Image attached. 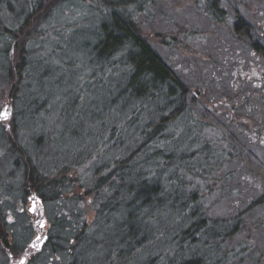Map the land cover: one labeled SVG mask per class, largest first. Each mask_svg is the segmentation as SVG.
Here are the masks:
<instances>
[{"label": "rangeland", "instance_id": "rangeland-1", "mask_svg": "<svg viewBox=\"0 0 264 264\" xmlns=\"http://www.w3.org/2000/svg\"><path fill=\"white\" fill-rule=\"evenodd\" d=\"M146 2L144 11L137 16L142 36L176 71L186 87L196 93L195 99L199 98L208 111L216 114V120L226 130L222 132L213 122L192 110L186 119L187 124L196 126L199 132L194 138L200 137L213 149L215 156H220L221 152L227 153L230 145L227 134L230 133L258 159L253 168L231 154V159L220 166L214 180L211 177L206 182L188 179L184 184L185 196L197 195L198 207L210 211L213 216L230 211L228 219L237 215L233 209L243 212L251 206L249 211L255 213L253 223H248L246 232L240 233L231 244L247 246L249 237L248 246H253V256L260 258L257 264H264V222L262 226L259 221L264 216V136L259 134L260 130L264 131V58L254 53L246 42L237 39L233 31L235 18L225 8L230 6L237 10L253 26L255 37L264 43V0H219L217 7L228 12L222 23L209 17L203 0ZM97 4V0H67L56 8L40 28L37 38L27 41L26 48L36 52L31 58L33 62L44 57L39 53L53 47L56 48L53 51L60 49L59 54L49 57L50 64H31L32 78L27 79L28 74H23L22 82L16 85L19 91L14 96L8 94L10 61L6 49L9 43L7 38L0 37V264H9L11 259L19 262L24 257L23 250L28 251V245L34 243L39 234L41 238L36 246L42 242L43 245L34 250L26 264H73L75 258L82 264L95 254L92 249L101 251L104 256L118 242L113 237L114 217L102 219L98 209L92 210L95 196L88 190L87 178L83 175L88 168L67 165L80 153L87 127L97 129L99 120L107 115V121L115 120L105 113L111 105L100 91L95 95L74 92L79 90L75 85L82 86V79L88 80L89 70L96 72L87 66L80 50L82 54L87 53L94 45L96 30L90 28L101 20L100 11L94 8ZM85 27L90 30L85 31ZM17 51L11 49L12 54ZM56 60L69 62L70 67L68 64L58 68ZM46 74L48 77L43 80ZM40 91L43 92L40 94ZM79 100L75 110L72 102ZM196 111L201 114V110ZM182 123V119H178L175 128ZM12 129L32 154V163L46 175L44 179L48 178L47 184L50 180L51 183L61 181V190L49 191L45 199L34 190L26 192L22 162L13 158L9 150ZM38 135H42L41 141L47 142L49 136L53 141L39 150L36 145L41 147L42 144L36 141ZM182 137L183 133L179 138ZM198 149L204 148L200 145ZM48 154L50 157H46ZM218 158L212 164H216ZM82 223H85L83 230ZM158 227L166 230L169 225L163 221ZM97 232L99 240L103 238L108 242L106 246L98 243L94 248L93 244L87 247L85 241H81L93 238ZM46 236L50 238L47 245ZM78 236H82L79 241ZM249 260L253 261V257Z\"/></svg>", "mask_w": 264, "mask_h": 264}, {"label": "trees", "instance_id": "trees-1", "mask_svg": "<svg viewBox=\"0 0 264 264\" xmlns=\"http://www.w3.org/2000/svg\"><path fill=\"white\" fill-rule=\"evenodd\" d=\"M64 1L67 0H0V37L7 38L9 43L6 49L10 61L9 96L18 93L16 85L22 82L23 74H28L27 79L32 78L31 64H50L52 55L59 54L60 49L53 51L56 49L53 47L39 53L45 58L33 62L31 58L36 52L26 48V43L37 38L42 25ZM97 2L94 8L100 11L101 20L90 28L96 30L94 45L87 53L82 54L80 50L87 66L96 72L89 70L88 80L82 79V86L75 85L79 90L74 92L95 95L100 91L111 105L105 113L115 120L107 121V115L99 120L97 129L87 127V136H83L81 144L84 151L80 150L67 165L88 168L83 175L87 178L88 190L95 196L92 210L98 209L102 219L114 217L113 237L118 242L104 256L101 251L92 249L95 254L82 264H257L260 258L253 256V246H248L249 237L247 246L231 244L240 233L246 232L248 223H253L255 213L249 211L251 206L243 212L233 209L237 215L229 219L226 216L230 211L213 216L210 211L198 207L197 195L186 198L184 191L188 179L206 182L211 177L214 180L220 166L231 159V154L250 167L254 161L258 164L257 157L230 133L227 134L230 144L227 153L221 152L220 156H215L213 149L200 137L194 138L199 132L196 126H189L186 119L192 110L213 122L222 132L226 130L216 120V114L208 111L199 98L195 99L196 93L186 87L176 71L142 36L137 16L144 11L146 0ZM203 2L209 17L222 23L228 12L217 7L219 0ZM225 8L235 18L233 31L237 39L246 42L254 53L264 58V43L255 37L253 26L237 10L230 6ZM85 28L87 31L88 27ZM12 48L18 51L12 54ZM68 64L70 67L69 62L56 60L58 68ZM46 77L48 74L42 76L43 80ZM79 104L80 100L74 101L71 107L76 110ZM178 119L184 123L175 128ZM259 134L264 136V131L260 130ZM9 135V150L13 158L22 162L26 192L34 190L45 199L49 191L61 190V181L51 183L50 180L47 184L48 178L44 179L46 175L32 163V154L20 143L15 130ZM52 135L54 137V133ZM41 138L42 135L36 138L38 144H42L41 147L36 145L39 150L53 141L50 136L47 142ZM200 145L203 150L198 149ZM217 157V163L212 164ZM163 221L169 225L166 230L158 227ZM259 221L263 226L264 216ZM84 226L82 223V230ZM94 235L81 241H85L87 247L93 244V248L98 243L108 244L103 238H97L98 232ZM77 259L73 264L80 263Z\"/></svg>", "mask_w": 264, "mask_h": 264}, {"label": "flooded vegetation", "instance_id": "flooded-vegetation-1", "mask_svg": "<svg viewBox=\"0 0 264 264\" xmlns=\"http://www.w3.org/2000/svg\"><path fill=\"white\" fill-rule=\"evenodd\" d=\"M39 216V214H36V217H38ZM43 228V226H40V228ZM41 228V229H42ZM42 234V233H41ZM41 238V235L39 234L38 236H37V238L35 239V241H34V243H31L30 245H28V251H26V250H23V256L24 257H22L21 259H20V261L19 262H17V261H15V260H12L11 258V260L8 262L9 264H21V261H23L24 262V264H26V262H27V260H28V257L30 256V255H32V253L34 252V250H38V249H40V247L43 245V242L42 243H40L39 244V246L37 247L36 246V241L37 240H39ZM49 237L48 236H46L45 237V240H44V242H47L46 243V245L47 244H49L48 242H49ZM9 245V244H8ZM38 248V249H37ZM1 250V249H0ZM11 257V256H10ZM13 258V257H12ZM32 258H33V256L31 257V260H32ZM14 259V258H13ZM30 260V261H31Z\"/></svg>", "mask_w": 264, "mask_h": 264}, {"label": "snow or ice", "instance_id": "snow-or-ice-1", "mask_svg": "<svg viewBox=\"0 0 264 264\" xmlns=\"http://www.w3.org/2000/svg\"><path fill=\"white\" fill-rule=\"evenodd\" d=\"M4 118L7 119V113L4 114ZM21 264H24V262L21 261Z\"/></svg>", "mask_w": 264, "mask_h": 264}]
</instances>
